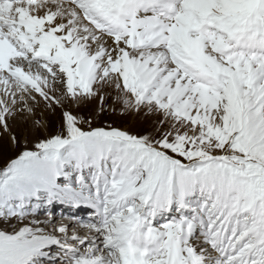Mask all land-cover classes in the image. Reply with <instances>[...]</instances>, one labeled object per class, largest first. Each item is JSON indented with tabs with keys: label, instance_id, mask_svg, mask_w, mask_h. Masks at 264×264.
<instances>
[{
	"label": "snow or ice",
	"instance_id": "6c2138e0",
	"mask_svg": "<svg viewBox=\"0 0 264 264\" xmlns=\"http://www.w3.org/2000/svg\"><path fill=\"white\" fill-rule=\"evenodd\" d=\"M5 134L0 264H264V0H0Z\"/></svg>",
	"mask_w": 264,
	"mask_h": 264
},
{
	"label": "rangeland",
	"instance_id": "374dc122",
	"mask_svg": "<svg viewBox=\"0 0 264 264\" xmlns=\"http://www.w3.org/2000/svg\"><path fill=\"white\" fill-rule=\"evenodd\" d=\"M98 106V102L94 101L92 104L82 106L80 108L73 106L72 110L74 113L87 118L91 116ZM35 116L36 119L40 120L42 124L45 125V127L41 128L38 132H34L32 130V122L25 116L17 117L16 120L10 122L13 133L21 138L26 136L29 141V146H31V142L34 141L36 136H40L42 138L44 135L49 133L55 134L59 130V125L61 122L59 109H57L55 112H52L43 109L41 106V108L36 110ZM155 119V116H145L143 114H121L120 109L117 106L115 112L106 111L105 113H102L100 117L95 119V124L97 126L111 124L113 126L121 127L135 133L144 131L145 129H150ZM0 144L4 145L3 150L0 151V166H3L9 158L15 156L19 149L13 148L7 144L6 134L3 137H0ZM21 144H23V139H21ZM65 221V218L62 217L59 220V223H65Z\"/></svg>",
	"mask_w": 264,
	"mask_h": 264
},
{
	"label": "bare ground",
	"instance_id": "6f19581e",
	"mask_svg": "<svg viewBox=\"0 0 264 264\" xmlns=\"http://www.w3.org/2000/svg\"><path fill=\"white\" fill-rule=\"evenodd\" d=\"M65 211V210H64ZM64 214H65V212H63ZM43 214V212L41 213V215ZM62 215H61V213H56V221H57V223H59L58 222V219H59V217H61ZM44 219V218H43ZM70 220L71 219H67L66 220V222L65 223H70Z\"/></svg>",
	"mask_w": 264,
	"mask_h": 264
}]
</instances>
